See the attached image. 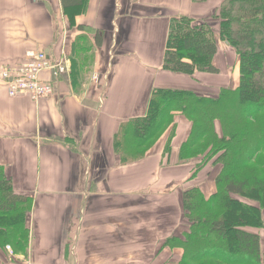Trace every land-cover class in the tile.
Listing matches in <instances>:
<instances>
[{"label":"crops","instance_id":"1","mask_svg":"<svg viewBox=\"0 0 264 264\" xmlns=\"http://www.w3.org/2000/svg\"><path fill=\"white\" fill-rule=\"evenodd\" d=\"M222 2L0 0V69L30 51L65 66L41 73L55 93L38 102L9 96L0 78V168L31 198L26 252L0 248V264H175L163 243L188 226L182 193L210 195L219 167L198 172L196 161L179 160L191 130L181 113L135 159L122 161L114 136L146 115L154 89L212 95L237 84L238 65L228 81L218 53L216 75L163 68L171 19L208 21ZM254 231L264 253V226Z\"/></svg>","mask_w":264,"mask_h":264},{"label":"trees","instance_id":"2","mask_svg":"<svg viewBox=\"0 0 264 264\" xmlns=\"http://www.w3.org/2000/svg\"><path fill=\"white\" fill-rule=\"evenodd\" d=\"M62 1L67 7L81 0ZM213 16L216 26L187 16L171 19L163 68L190 76L219 74L214 64L219 39L237 54V84L212 95L154 89L146 115L121 126L114 148L123 162L135 159L133 153H144L173 124L175 113L186 116L191 130L179 160L196 161L198 172L206 165L219 171L210 195L199 187L183 191L188 226L163 247L176 250L175 264H264L254 231L264 226V0H223ZM30 206L31 198L17 194L0 168L1 249L10 245L13 253L26 252Z\"/></svg>","mask_w":264,"mask_h":264},{"label":"built area","instance_id":"3","mask_svg":"<svg viewBox=\"0 0 264 264\" xmlns=\"http://www.w3.org/2000/svg\"><path fill=\"white\" fill-rule=\"evenodd\" d=\"M50 70L54 75L65 72L63 60L52 63L44 51H30L16 66H3L0 78L11 97H28L33 102L48 98L55 93L53 86L41 79V73ZM10 249V246H7Z\"/></svg>","mask_w":264,"mask_h":264},{"label":"rangeland","instance_id":"4","mask_svg":"<svg viewBox=\"0 0 264 264\" xmlns=\"http://www.w3.org/2000/svg\"><path fill=\"white\" fill-rule=\"evenodd\" d=\"M179 17L180 16L175 17V18L178 19ZM212 18L208 21H210L212 23L215 21L213 24H215V26H216L217 19H215L214 16ZM197 20H198V22L204 21V20H199V19H197ZM217 43H218V47H219V52L217 55L218 64H220V66L222 67L223 70H225V72L227 70L228 73H224V76L228 81H230V79L233 76L234 65L237 62V54L235 53L234 50H232L231 47H229L227 44L220 41L219 39H218ZM216 91H217V89L213 93H216Z\"/></svg>","mask_w":264,"mask_h":264},{"label":"water","instance_id":"5","mask_svg":"<svg viewBox=\"0 0 264 264\" xmlns=\"http://www.w3.org/2000/svg\"><path fill=\"white\" fill-rule=\"evenodd\" d=\"M226 44H228V43L226 42Z\"/></svg>","mask_w":264,"mask_h":264}]
</instances>
